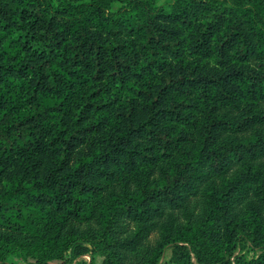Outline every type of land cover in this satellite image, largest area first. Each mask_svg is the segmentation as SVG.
I'll list each match as a JSON object with an SVG mask.
<instances>
[{
	"label": "trees",
	"instance_id": "trees-1",
	"mask_svg": "<svg viewBox=\"0 0 264 264\" xmlns=\"http://www.w3.org/2000/svg\"><path fill=\"white\" fill-rule=\"evenodd\" d=\"M88 249L264 264V0H0V264Z\"/></svg>",
	"mask_w": 264,
	"mask_h": 264
},
{
	"label": "rangeland",
	"instance_id": "rangeland-1",
	"mask_svg": "<svg viewBox=\"0 0 264 264\" xmlns=\"http://www.w3.org/2000/svg\"><path fill=\"white\" fill-rule=\"evenodd\" d=\"M173 253V249H168L164 252L159 264H172L171 263V255ZM90 252L89 249L87 252H85L80 258L76 259V261H84L86 264L90 263ZM252 255L250 254L249 257ZM101 258H96L95 259V264H99Z\"/></svg>",
	"mask_w": 264,
	"mask_h": 264
}]
</instances>
